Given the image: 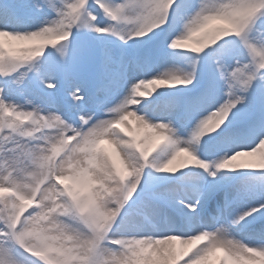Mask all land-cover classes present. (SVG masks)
<instances>
[{"label":"snow or ice","instance_id":"1","mask_svg":"<svg viewBox=\"0 0 264 264\" xmlns=\"http://www.w3.org/2000/svg\"><path fill=\"white\" fill-rule=\"evenodd\" d=\"M0 264H264V0H0Z\"/></svg>","mask_w":264,"mask_h":264}]
</instances>
